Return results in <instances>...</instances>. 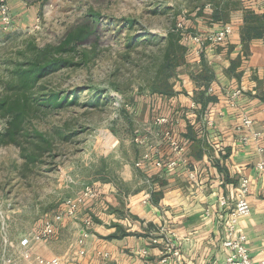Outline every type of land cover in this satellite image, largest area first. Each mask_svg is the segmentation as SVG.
Masks as SVG:
<instances>
[{
    "label": "rangeland",
    "instance_id": "obj_1",
    "mask_svg": "<svg viewBox=\"0 0 264 264\" xmlns=\"http://www.w3.org/2000/svg\"><path fill=\"white\" fill-rule=\"evenodd\" d=\"M212 1L0 0V96L8 92L13 67L28 59L32 44H56L69 29L90 21L92 13L104 22L70 55L72 65L43 78L42 89L34 92L59 93L69 103L60 109L40 108L25 122L28 130L35 127L49 136L60 131L52 152L31 163L18 146L0 145V264H37V253L43 258L59 255L64 246L54 239L75 236L78 227L85 229V219L93 221L88 203L69 218L81 226L62 228L68 218H55L86 186L115 181L119 162L133 158L140 112L154 95L150 88H173L185 61V43L190 42L185 38L194 32L190 28L195 14ZM123 18L134 25L120 28ZM92 20L91 26L97 24ZM173 42L186 49L178 66L180 50ZM168 52L176 57L169 62ZM97 90L101 92L96 99ZM3 129L0 121V133ZM151 140H162L159 131ZM115 202L118 209L123 207L120 199ZM46 223L53 224V233L43 237ZM23 238L30 243L27 258L19 247Z\"/></svg>",
    "mask_w": 264,
    "mask_h": 264
},
{
    "label": "crops",
    "instance_id": "obj_2",
    "mask_svg": "<svg viewBox=\"0 0 264 264\" xmlns=\"http://www.w3.org/2000/svg\"><path fill=\"white\" fill-rule=\"evenodd\" d=\"M212 10V3L198 10L189 27L192 34L227 24L232 27L231 35L220 46L185 43V61L173 80V94L149 97L136 129L149 143L155 131L170 130L185 147V162L171 171L151 164L135 168L146 150L135 145L133 158L119 162L115 181L100 182L95 186L99 198L85 202L91 205L93 221L83 243L79 244L83 229L78 227L75 236L54 239L64 248L51 257L65 264L222 262L229 250L223 246L225 227L218 218L223 211L218 200L232 198L239 178L245 177L250 211L238 219L237 227L246 237L252 260L264 261V42L251 39L247 43L242 38L246 11L263 14L264 2L223 0L222 20H214ZM237 90L240 95L232 99ZM202 91L215 99L203 111L195 103ZM244 117L252 120L250 129L243 127ZM159 118H166L168 124L156 125ZM252 132L261 133L259 139H252ZM243 136L249 137L246 144L240 141ZM157 142L151 143L160 148L162 157H169L168 144ZM116 199L122 201V208L116 207ZM77 226H81L78 221L68 218L60 227ZM81 250L83 255H79Z\"/></svg>",
    "mask_w": 264,
    "mask_h": 264
},
{
    "label": "trees",
    "instance_id": "obj_3",
    "mask_svg": "<svg viewBox=\"0 0 264 264\" xmlns=\"http://www.w3.org/2000/svg\"><path fill=\"white\" fill-rule=\"evenodd\" d=\"M222 1L213 0L211 2L213 4L211 17L214 20H222V14H219ZM223 6L227 7L228 4L224 3ZM91 17L92 21L97 24L91 26ZM88 18L90 21L81 27L69 29L56 44H46L41 48L32 44L28 59L14 65L12 70V80L14 81L6 87L8 92L4 96H0V121L4 123V129L0 133V145L13 144L18 146L22 150L24 159L31 163L36 162L41 155H49L53 149L54 138L61 137V133L58 131L57 136H49L35 127H30V130H28L25 128V122L29 121L40 108L60 109L69 104L67 97L60 96L59 93L49 92L41 96H35L34 92L36 90L40 91V88L42 89L40 81L43 78L72 65L69 60L70 55L77 47L86 43L92 35L96 34L100 29L99 27L104 24V22L96 20L98 14L92 13L88 15ZM119 21L121 22L120 28L128 29L134 25L133 20L128 18ZM106 25L110 24L107 23ZM242 38L247 43L251 39H261L264 42V13L256 14L246 11ZM177 43L173 42V45H176L175 47L180 50L179 58L168 52L166 61L169 62L170 58H176V65L178 66L184 61L182 57L186 49ZM246 48L247 46H245ZM97 91L96 99L99 97L101 90ZM150 92L162 96L173 94L172 89H163L158 85L152 86ZM214 100V97L207 94L206 91H202L198 93L195 103L199 104L200 110L203 111L207 104ZM93 104L97 105V102ZM218 169L221 170L220 167Z\"/></svg>",
    "mask_w": 264,
    "mask_h": 264
},
{
    "label": "built area",
    "instance_id": "obj_4",
    "mask_svg": "<svg viewBox=\"0 0 264 264\" xmlns=\"http://www.w3.org/2000/svg\"><path fill=\"white\" fill-rule=\"evenodd\" d=\"M264 2V0H257ZM5 8L1 6V15H3L2 20L7 19ZM232 33V27L227 24L221 25L217 30L212 32H207L199 35L187 36L186 41L193 42L199 46L204 44H210L214 46H220L226 42L229 36ZM210 91V90H209ZM240 91L237 90L232 94V99L238 97ZM193 108H196V104H192ZM155 124L161 127H165L168 124L166 118H159L155 121ZM242 125L244 128L250 129L253 125V122L250 118H242ZM160 137L164 140L169 148L171 149V155L169 157H162L160 148L157 145L147 142L145 137L136 136L134 142L137 146H145L146 151L140 155V158L135 163L136 168H141L145 164H151L158 170L171 171L175 169L178 164L184 161V152L185 147L183 144L177 140L170 130L161 129L159 131ZM252 139H259L261 133L252 132ZM240 141L243 144H246L249 141L248 136H243L240 138ZM185 162V161H184ZM259 168H263V164H259ZM249 193V182L245 177H240L238 180V185L234 190V195L232 198L227 199L226 197H220L218 200V205L223 209L219 213V220L224 224L225 227V240L223 246L229 250V255L222 262L217 264H264V261L261 263H256L249 256L248 250L245 246L246 237L240 233L237 227V221L240 217L246 216L249 214V204L247 201V196ZM98 197V191L93 186H86L78 196L73 200H67L63 204L62 211L56 216V221H61L62 218H74L77 216L80 206L84 205L85 202L95 200ZM85 229L81 231V239L79 244L83 243V239L88 236L89 229L91 228L92 222L90 218L84 220ZM53 233V224L46 223L42 231L43 237H48ZM28 238H23L19 241V247L22 250L23 256L26 258L29 256ZM84 252L81 250L79 255H83ZM35 261L37 264H65L60 258L50 257L43 258L40 256H35ZM166 260L164 259L163 262Z\"/></svg>",
    "mask_w": 264,
    "mask_h": 264
}]
</instances>
